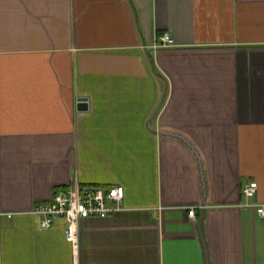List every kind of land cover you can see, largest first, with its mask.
Here are the masks:
<instances>
[{
    "label": "crops",
    "instance_id": "obj_1",
    "mask_svg": "<svg viewBox=\"0 0 264 264\" xmlns=\"http://www.w3.org/2000/svg\"><path fill=\"white\" fill-rule=\"evenodd\" d=\"M75 184L124 198L74 255ZM259 206L264 0H0V264H264Z\"/></svg>",
    "mask_w": 264,
    "mask_h": 264
},
{
    "label": "built area",
    "instance_id": "obj_2",
    "mask_svg": "<svg viewBox=\"0 0 264 264\" xmlns=\"http://www.w3.org/2000/svg\"><path fill=\"white\" fill-rule=\"evenodd\" d=\"M159 41L161 46L173 45L168 33H162ZM256 189L257 183L252 181L244 185L242 192L250 198L255 195ZM123 198V186L75 184L73 187L55 190L49 202L35 205L30 214L38 218L42 230L53 227L58 219H62L65 224V240L75 255L79 247L80 221L89 217L106 218L113 215L123 208ZM257 213L264 216V206L257 207ZM188 215L192 217L194 210L190 209Z\"/></svg>",
    "mask_w": 264,
    "mask_h": 264
},
{
    "label": "water",
    "instance_id": "obj_3",
    "mask_svg": "<svg viewBox=\"0 0 264 264\" xmlns=\"http://www.w3.org/2000/svg\"><path fill=\"white\" fill-rule=\"evenodd\" d=\"M87 107H88L87 98L79 97L77 99V110L84 111V110H87Z\"/></svg>",
    "mask_w": 264,
    "mask_h": 264
}]
</instances>
